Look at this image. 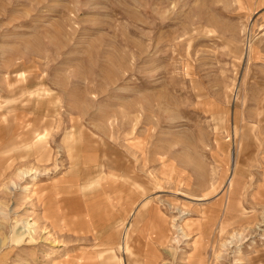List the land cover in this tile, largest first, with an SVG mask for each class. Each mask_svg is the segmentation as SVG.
Listing matches in <instances>:
<instances>
[{
  "label": "rangeland",
  "instance_id": "rangeland-1",
  "mask_svg": "<svg viewBox=\"0 0 264 264\" xmlns=\"http://www.w3.org/2000/svg\"><path fill=\"white\" fill-rule=\"evenodd\" d=\"M0 264H264V0H0Z\"/></svg>",
  "mask_w": 264,
  "mask_h": 264
},
{
  "label": "crops",
  "instance_id": "crops-1",
  "mask_svg": "<svg viewBox=\"0 0 264 264\" xmlns=\"http://www.w3.org/2000/svg\"><path fill=\"white\" fill-rule=\"evenodd\" d=\"M102 178H103V173L102 175H100V181L102 180ZM150 203L151 201L147 199L146 202L141 205V208H147L150 205Z\"/></svg>",
  "mask_w": 264,
  "mask_h": 264
},
{
  "label": "bare ground",
  "instance_id": "bare-ground-1",
  "mask_svg": "<svg viewBox=\"0 0 264 264\" xmlns=\"http://www.w3.org/2000/svg\"><path fill=\"white\" fill-rule=\"evenodd\" d=\"M28 175V174H27ZM19 177V176H18ZM241 236V235H240Z\"/></svg>",
  "mask_w": 264,
  "mask_h": 264
}]
</instances>
